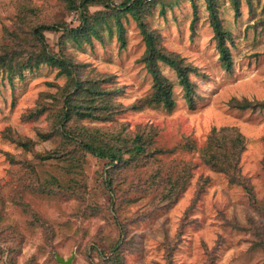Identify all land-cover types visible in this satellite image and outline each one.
<instances>
[{
	"label": "rangeland",
	"instance_id": "1",
	"mask_svg": "<svg viewBox=\"0 0 264 264\" xmlns=\"http://www.w3.org/2000/svg\"><path fill=\"white\" fill-rule=\"evenodd\" d=\"M215 3L227 68L205 0H143L135 13L94 23L90 42L46 33L50 52L79 65L80 79L109 77L103 86L113 92L100 103L87 89L67 95L88 110L64 131L57 117L69 77L47 64L0 67V264H264V0ZM104 11L89 5L85 14ZM55 24L77 28L78 10L63 0H0V48L20 45L19 62L24 44H35L32 28ZM142 25L195 68L191 100L158 63L172 104L151 101ZM12 31L15 46L5 40ZM219 130L221 155L206 161L202 148ZM138 133L153 153L140 165L111 168L82 150L91 139L130 145Z\"/></svg>",
	"mask_w": 264,
	"mask_h": 264
},
{
	"label": "trees",
	"instance_id": "2",
	"mask_svg": "<svg viewBox=\"0 0 264 264\" xmlns=\"http://www.w3.org/2000/svg\"><path fill=\"white\" fill-rule=\"evenodd\" d=\"M66 2L68 8L73 10H78L81 24L75 29H68L64 25H38L31 30V35L34 38L35 44H24L27 48V51L24 52L27 57L23 62H19L21 55H17L15 50H22L19 45L16 47L13 52L3 46L0 48V67L6 68L8 72L17 71L20 72L24 69L37 68L40 64H47L50 66H56L59 68L61 74H65L69 77V88L64 95L65 102L63 104L62 112L60 111L57 119L59 129L64 131L66 129L65 123L73 120V118L80 119L82 116L86 115L88 108H84L81 104H75L74 102L67 99V95L77 94L79 90L87 89L91 95L92 103H100L104 100L105 97H110L113 95L111 90H108L103 84L108 83L109 77L102 79H93L92 80H83L78 76L79 65L73 63L70 59L64 56H58L55 53H51L47 41L45 39L46 33H59L62 32V35L74 34V41H78L79 38L85 37L88 42H90V32L92 35H96L99 38L97 31L94 29V23L97 21L106 22V14H111L113 17L118 19L120 13L122 12H134L139 10L143 6V0H123L120 4H108L104 0H83L78 4L74 0H63ZM236 9L237 0H231ZM207 9L210 12V24L215 33V38L217 39V47L220 51V60L225 68L229 66V57L226 47L224 46V40L228 36V32L225 31L217 18L215 13L216 3L215 0H205ZM89 5H102L105 8L104 12L95 13L91 16V19L85 14L87 7ZM142 34H144V41L146 44V51L142 58V61L145 63L148 72L153 79V92L151 93V101L157 104L162 103L165 107H170L172 104L171 101V88L172 83L169 82L160 72L158 68V63H163L166 66L174 70L176 74L177 83L185 91V97L187 100H191L192 86L193 84L189 80V73L196 72L195 68L188 66L184 63V60L178 55L167 53L164 48L160 47L157 43L155 36L146 32L144 26H141ZM117 31L121 41L122 37V27L117 21ZM5 40L10 43L12 46L17 45V32L12 31L8 32ZM20 42V41H19ZM74 72V74H73ZM69 98V96H68ZM105 102V101H104ZM264 107V103L259 104ZM239 105L238 107H240ZM248 106V103L245 105ZM243 106V107H245ZM107 106L103 104L101 109H106ZM108 108V107H107ZM85 111H84V110ZM222 135V130L218 132L213 131L208 140L205 142V147L202 148V156L206 161H213L220 157L221 152L218 149L223 148V140L220 137ZM68 138H71L68 135H65ZM145 137L142 133H138L131 140V144H107L102 142H96L92 140L90 142L83 141L82 150L87 153L94 155L100 159L106 161L109 167H127L131 163L140 165L141 163H146L150 157H153V153L148 150V145L151 140ZM25 146L26 143H23ZM223 159H227L226 155ZM107 178L110 179V176L107 175ZM242 186H247L244 183ZM247 192H250L249 187H245ZM169 193V192H168Z\"/></svg>",
	"mask_w": 264,
	"mask_h": 264
},
{
	"label": "water",
	"instance_id": "3",
	"mask_svg": "<svg viewBox=\"0 0 264 264\" xmlns=\"http://www.w3.org/2000/svg\"><path fill=\"white\" fill-rule=\"evenodd\" d=\"M57 261L60 263V264H70V261L69 260H64L60 257H57Z\"/></svg>",
	"mask_w": 264,
	"mask_h": 264
}]
</instances>
